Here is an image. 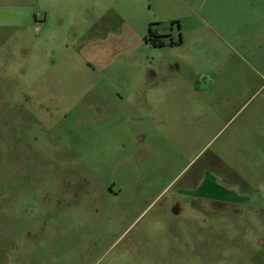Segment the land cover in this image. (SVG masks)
<instances>
[{
	"label": "rangeland",
	"instance_id": "374dc122",
	"mask_svg": "<svg viewBox=\"0 0 264 264\" xmlns=\"http://www.w3.org/2000/svg\"><path fill=\"white\" fill-rule=\"evenodd\" d=\"M0 264H264V0H0Z\"/></svg>",
	"mask_w": 264,
	"mask_h": 264
},
{
	"label": "flooded vegetation",
	"instance_id": "af4514ba",
	"mask_svg": "<svg viewBox=\"0 0 264 264\" xmlns=\"http://www.w3.org/2000/svg\"><path fill=\"white\" fill-rule=\"evenodd\" d=\"M168 35L166 34H152V36H151V38H150V40L152 41V42H154L155 43V45L156 46H154L153 44H151L150 46H152V47H154V48H159V49H161V48H165V47H168V46H174L173 45V43H170L169 44V42H167L166 43V41H168L167 39H168ZM166 39V40H165ZM193 71V72H192ZM189 80H190V82L192 83V84H194L195 83V76H197V74H196V72L194 71V70H191L190 72H189ZM186 79V78H185ZM199 92V90H198V87L196 86V85H193V89H192V93L194 94V93H198ZM189 112H190V110H189ZM191 112H195L194 110H191ZM144 138H143V136L141 135V136H139V137H137V140L139 141V142H143L144 140H143ZM199 186L197 185V183H196V179H195V176L193 175V176H189V178H188V187H187V191L186 192H188V193H191V194H194V193H196V190H197V188H198Z\"/></svg>",
	"mask_w": 264,
	"mask_h": 264
},
{
	"label": "trees",
	"instance_id": "16d2710c",
	"mask_svg": "<svg viewBox=\"0 0 264 264\" xmlns=\"http://www.w3.org/2000/svg\"><path fill=\"white\" fill-rule=\"evenodd\" d=\"M148 32H149V36L147 37V41H149L151 44H153L154 46H156L155 43L150 40V38H151V36L153 34L152 33V30H151V26L149 27Z\"/></svg>",
	"mask_w": 264,
	"mask_h": 264
}]
</instances>
